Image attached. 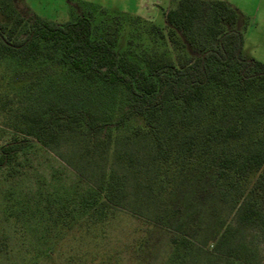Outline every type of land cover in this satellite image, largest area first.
Returning <instances> with one entry per match:
<instances>
[{"label": "trees", "instance_id": "16d2710c", "mask_svg": "<svg viewBox=\"0 0 264 264\" xmlns=\"http://www.w3.org/2000/svg\"><path fill=\"white\" fill-rule=\"evenodd\" d=\"M17 1L0 0V63H17L10 83L32 101L0 96V170H15L33 143L54 150L74 137L80 148L68 163L88 191L63 207L71 217L103 224L125 210L165 227L179 215L168 203L177 181L199 164L239 223L262 219L264 63L245 55L247 19L243 30L228 0H179L164 12V27L98 7L90 8L103 14L99 25L91 11L53 23L25 17ZM125 18L142 28L119 52ZM50 85L84 96L120 89L122 98L110 108L59 96L38 101L36 93ZM111 157L124 173L108 165ZM215 234L225 264L253 259L249 248L230 242L233 229L220 214ZM171 243L165 264H190L193 241L181 235Z\"/></svg>", "mask_w": 264, "mask_h": 264}, {"label": "rangeland", "instance_id": "374dc122", "mask_svg": "<svg viewBox=\"0 0 264 264\" xmlns=\"http://www.w3.org/2000/svg\"><path fill=\"white\" fill-rule=\"evenodd\" d=\"M17 2V8L25 17L33 14L49 22L65 23L91 11L93 23L99 25L104 16L99 9L90 7L102 8L109 15L132 13L139 0ZM246 16L249 18L248 28H241L247 39L245 51L264 63V26L258 24L261 18L256 21V18ZM0 21H5L1 14ZM154 23L165 26L162 16ZM134 26L129 18H125L117 45L119 52L128 49L133 32L142 28ZM94 35L100 38L101 31L96 30ZM251 45L258 49L252 51ZM17 68L13 60L0 63V96L21 98L28 103L32 100L21 97L19 88L10 83ZM36 95L40 102L50 96H59L70 104L90 100L91 104L101 108L116 106L122 98L120 89L103 88L84 96V93L64 85L45 86ZM123 147L126 145H119V148ZM79 148L74 137H67L54 150L33 143L20 155L15 170H0V264H165L172 251V240L181 235L193 241L197 250L190 264H225V250L215 251L213 248L217 239L216 214L222 215L233 229L230 242L253 251L249 264H264V192L260 196L262 219L254 224L239 223L236 214L229 212L212 185L211 171L204 172L199 164L188 169L177 181L168 203L178 209L179 215L165 227L156 226L125 210L103 224H92L81 215L71 217L72 212L63 207L72 206L73 203L68 205V202H74V198L88 191V185L68 163ZM108 165L120 174L125 172L122 162L114 157Z\"/></svg>", "mask_w": 264, "mask_h": 264}, {"label": "crops", "instance_id": "0c3cea01", "mask_svg": "<svg viewBox=\"0 0 264 264\" xmlns=\"http://www.w3.org/2000/svg\"><path fill=\"white\" fill-rule=\"evenodd\" d=\"M179 0H139L137 9L132 13H124L121 15L131 16V17H138L144 21L150 22L155 24L156 18L162 16L164 18V12L174 9ZM229 3L235 7L240 15V28H244V25L247 24L245 28H248L249 18L246 16H252L256 18L258 21L260 18V23L264 26V0H228ZM165 20V19H164ZM245 31H244V53L247 57L253 58L252 56L248 55L245 51V45L247 44V39L245 38ZM259 46V45H258ZM252 51H256L258 48L257 46H252ZM257 61V60H256ZM260 62V61H259ZM262 63V62H261Z\"/></svg>", "mask_w": 264, "mask_h": 264}]
</instances>
